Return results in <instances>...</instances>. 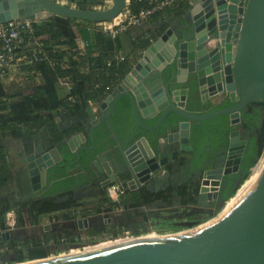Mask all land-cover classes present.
Instances as JSON below:
<instances>
[{
	"label": "water",
	"instance_id": "95a60500",
	"mask_svg": "<svg viewBox=\"0 0 264 264\" xmlns=\"http://www.w3.org/2000/svg\"><path fill=\"white\" fill-rule=\"evenodd\" d=\"M126 3L127 0H113L111 7L101 10L68 6L55 0H0V21H43L59 16L90 23L107 22L120 15ZM184 21L187 24L182 23L180 37H189L186 41L177 39L173 26H170L144 50L131 71L101 102L104 114L95 117L89 112L91 122L87 134L91 144L88 145L85 133L66 140L67 151L76 157L71 164L79 165L70 174L82 169V151L95 148V130L106 122L120 157L111 162L114 168L106 164V154L113 150L110 147L90 161L94 176L109 177L101 187L106 189L117 184L123 190L125 182L114 175L117 171L131 177L137 186L160 187L164 183L159 179L161 169L179 159V151H173L172 145L178 143L181 136L182 141H188L193 123L201 124L224 115L229 116L233 128L225 162L215 165L219 170H208V173L223 172L221 178L239 171L244 173L241 165L250 137L241 140L240 129L236 127L241 121H247L250 105L264 101V0H191ZM215 38L218 42L213 48L208 47ZM194 86L201 94L206 93L207 88L211 97L227 95L235 104L208 113H196L188 108ZM138 92L147 95L149 108H142ZM124 97L131 103L135 124L147 132L142 135L133 128L127 130L125 138L132 142L127 146L111 123ZM155 119L154 124L149 123ZM164 125L166 134L158 137L157 148H154L148 133ZM63 154L54 148L39 157L34 154L28 157L27 185L32 190L33 199L51 187L52 171L63 161ZM206 165H210L208 159ZM84 170L90 177V173ZM9 184L15 187V191H21L13 181ZM208 185L205 180L201 188L203 206L217 198L216 194H206ZM4 189L7 190L8 186L1 188ZM103 216L109 219L111 213ZM64 226L71 232L87 231L92 227L89 217L70 219ZM45 229V232L52 231L50 225ZM11 238L9 231L0 234V242ZM42 264H264V163L260 164L251 184L237 196L224 217L208 228L190 236L156 237Z\"/></svg>",
	"mask_w": 264,
	"mask_h": 264
},
{
	"label": "trees",
	"instance_id": "16d2710c",
	"mask_svg": "<svg viewBox=\"0 0 264 264\" xmlns=\"http://www.w3.org/2000/svg\"><path fill=\"white\" fill-rule=\"evenodd\" d=\"M94 2L95 0H76L79 7H87L89 3ZM142 5H144L143 2L132 0L131 8L137 11L138 7ZM189 6V0H182L179 9L172 11L170 14H175L176 17L186 16L185 13ZM171 15L169 19H162L160 14H155L152 18L153 24L147 30H144L143 27H133L129 32L132 31L134 35L137 33L134 50L144 51L162 36L171 26ZM122 16H124L123 13L117 18H121ZM85 23L90 22L59 16H54L38 23L37 35L40 42L47 47L49 57L53 61V66L36 63L32 67L26 68V70L33 71L32 76L39 77L42 84L23 92L13 94L6 93L2 84V79L0 78V105H6L10 108L8 117L0 114V136L6 131L16 132V126H25L27 130L33 134L32 132L48 124L52 119L53 111L58 108L76 111L80 117L76 127L70 130V132L63 134L60 140L69 133L88 129L91 122L89 114L90 102L103 101L113 87L127 75L130 71V65L127 64V61L122 64L113 63L110 66L106 64V60L112 56V51L115 48L121 47V37L117 40H111L105 37L104 34L97 33L95 35V41L96 48L99 50L98 57L93 56L92 49L89 46L85 54L81 53L77 40L81 36H86L87 33H89L84 26ZM70 55H77L79 60L74 63H69L66 59ZM84 68L86 69L83 70ZM55 79L72 83L73 87L67 96L50 103L48 95L55 93L57 90ZM197 92V87L194 86L190 94L189 105L194 103V94ZM70 97L73 99L72 101L69 99ZM120 103L115 116L111 119V123L119 138L124 141V146H127L132 143L125 138L127 130L133 128L134 131H141L142 135H147V132L135 124L129 99L124 97ZM231 105H234V103L228 98L219 105L213 106L210 102H207L205 104L207 108L189 109L195 112L200 109H207L208 112H211ZM255 105L258 107L249 108L246 115L247 122L256 128V132L252 136L248 149L245 152L242 162L244 173L238 175L240 180L256 166L264 152V101L256 103ZM156 121L157 119L151 120L149 123L154 124ZM231 129L230 119L227 115L219 116L201 124L196 122L193 123L191 159L184 160L185 164H189L188 171L193 174L200 171L204 167L208 157L207 144L209 143L211 155L213 156L224 143L228 142ZM165 134V125L157 131L148 133V139L154 148H157L158 137ZM208 134L210 135L209 139ZM95 136V148L82 151V166L87 171L90 170V161L93 160L99 152L105 151L110 147L114 149L115 142L111 138V131L106 122L95 130ZM90 144L89 141L88 145ZM65 148L64 146L63 149ZM116 154L120 157L119 151H116ZM75 159L76 157L70 152H65L63 161L57 164L52 171L51 187L40 194L37 200H32L27 203L20 202L17 208L15 204L4 200L3 203L0 204V228L6 229L5 214L14 208L17 210L18 226L29 227L39 224L42 216L47 213L63 210L67 211L78 206L84 207L73 194L76 188L89 182V177H87L84 169L70 174L72 170L79 167L78 164H71ZM5 164L6 158L0 141V187L4 185L6 180L5 177L9 174L5 168ZM190 183L194 190L192 194H189L187 185H184L180 189L179 195L183 198V204L191 203L194 196L199 192L200 179L191 178ZM237 188L238 183L234 181L232 176L228 177L223 183L221 191L222 201L219 205L227 202L230 198L234 199L240 193L242 187L239 189L236 196H234ZM140 196L141 195L131 200L125 199L121 202H111L109 199H106L100 205V212H110L119 208L130 209L142 203H146L141 200ZM152 200L153 198H150L149 202H152ZM84 209L82 216H89L93 211H99L97 209ZM73 218H75V214L71 212H66L58 216V219L62 220H70ZM145 227L146 224H142L141 222H130L121 224L120 226L113 225L106 228L90 229L87 234L92 238H96L103 233L118 236L128 231L131 235L137 236L140 235ZM64 239L72 241L75 239V234L73 232L63 233L59 231L46 232L39 237L27 238L25 240L11 238L6 241V244L10 249L15 250L17 254L16 260L18 262H23L26 256L32 260L45 258L48 256L46 246L51 243H59Z\"/></svg>",
	"mask_w": 264,
	"mask_h": 264
},
{
	"label": "crops",
	"instance_id": "0c3cea01",
	"mask_svg": "<svg viewBox=\"0 0 264 264\" xmlns=\"http://www.w3.org/2000/svg\"><path fill=\"white\" fill-rule=\"evenodd\" d=\"M60 3L65 4V0H60ZM190 6H191V2H190ZM190 6H189V8H190ZM189 8L187 9V11L185 13L186 15L189 12ZM122 17H124V16H122ZM184 17L185 16L176 17L175 14L171 15V26H173L175 31H177V29H179V27L181 25L180 23L182 22ZM117 19H119V18H117ZM84 26H85V24H84ZM143 29L147 30L148 27L143 28ZM124 35L121 37V39H123L122 40L123 42L125 41L124 39L126 37L129 38L130 36H134L132 34V32H128ZM85 39H93V45L89 46V47H91L93 53H95V54L99 53L98 48H96V41L94 39V36L91 35L90 33H87L86 36H81L80 38H78L77 43L79 45L80 50L83 51L85 49V46H84V40ZM133 51H134V53L140 52V51H135V50H133ZM133 51H132V54L127 55V58H126L127 64L130 65V71L134 67V65L137 63V61L143 56V51H141L142 53L140 52L139 55H134ZM78 60H79V57L77 55H70L66 59V61H68L69 63H74V62H77ZM32 75L33 74H31L30 72H28L25 69H20L17 66H13V67H10L6 71L5 76H0V78L2 79V84H3L5 92L8 94H13V93H18V92H23L26 90L33 89V88L38 87L42 84V81L39 77H36V76L33 77ZM55 83L57 84L56 92L48 95V99H49L50 103L58 101L61 98H64L65 96H67L70 93L71 88L73 87L72 83L62 82L59 79H55ZM114 89H112L110 91V93ZM205 94L211 96L209 94V90L207 88H206ZM137 96H138V100H139L143 109H145L144 107H148V108L150 107V101L147 100V95L144 92H138ZM220 96H221V94H218L214 98H217ZM101 102H96V101L90 102L89 112H92L95 117H100L104 114V111H102V109L100 108ZM9 113H10V108H8L6 105H0V114H3L4 116L8 117ZM79 120H80V117L76 111H72L70 109L58 108V109L53 111L52 119L48 122V124L44 125L43 127H40L36 131L32 132L33 134H31L25 126H21V127L16 126V128H17L16 132L6 131L3 134H1L0 141H1V145L4 149V155L6 158L5 168L9 172V174H8V176L5 177L6 180H5L4 185L0 187V204H2L4 200L10 201L12 198H14V197L16 198V196L18 195L17 189L15 191V187H13L12 185L9 184L10 181H13L16 184V188H18L19 190H22L23 188L28 187V185H27L28 184L27 183L28 167L27 166H28V157L31 154H34L37 157H39L42 153L48 152V151L51 152V150L54 148L55 149L58 148V149H60V151L65 153L68 150V146L65 143L66 140L70 139L71 137H73L75 134H78V133L87 134L88 129L79 130V131H75L73 133L67 134L65 137H63L60 140V138L62 137L63 134L70 132V130H72L76 127ZM179 133H180V131H179ZM87 137H88V142H89L90 140H89L88 134H87ZM181 138H182V136L180 137V140H181ZM178 144L180 147L181 142L174 143L172 145V149L178 148ZM64 146L66 147L65 149H63ZM116 151H119V148L116 145V143H114V149L112 151L109 150L108 153L106 154V159L104 162L111 167H112L111 162L114 160V157L117 156ZM181 152L183 154L182 157L183 156H185V157L189 156V154H187V153H189L188 151L185 150V151H181ZM119 153H120V151H119ZM172 164H174V163H172ZM172 164L169 165L168 167H164L163 169H161V171L159 172L160 178H165V177L170 176L171 181L172 180L177 181L180 178L179 177L180 176L179 166L178 167L174 166V169H172L173 168ZM6 185L8 186V189L7 190L4 189L2 191L1 188L6 186ZM80 189H81V191H83L84 189H92V188L81 187V188H78L76 192H78V190H80ZM102 189L103 188H101V187H99L98 189L93 188L92 191L97 197L96 199L93 200V203H94L93 205H95L96 201L101 200L102 193H104ZM104 191L106 192V190H104ZM107 191H109V189ZM76 198H78V196ZM112 198H113L112 201H114V202H121L125 199V197L120 198V196H116V197H112ZM19 203L20 202H17L15 204L16 208L19 206ZM82 204L86 205L87 201H85V203L82 202ZM78 207H74V208H71L69 210L74 211L72 213L75 214V211H77V209H75V208H78ZM94 207H92V208H94ZM81 208H82V212H84L85 209L83 207H81ZM69 210H67V211H69ZM59 213H66V211L63 210V211H58V212H53V213H47V214L43 215L42 218L44 219V222L46 220L45 218H47L45 216H48V220L52 219V221H55L56 218H58ZM54 215H56V216H54ZM75 217H77V216L75 215ZM81 217H83V216L78 215V218H81ZM62 221L66 222L67 220H62ZM58 222H60V221H58ZM33 226H35V225H33ZM44 226H46V225H44ZM17 227L19 228V230L22 228H26V227H19L18 225H17ZM29 227H31V226H29ZM50 232H53V231H50ZM1 233H3V231L0 232V234ZM39 236H37V237H39ZM30 237L36 238V236L35 237L29 236V238Z\"/></svg>",
	"mask_w": 264,
	"mask_h": 264
},
{
	"label": "rangeland",
	"instance_id": "374dc122",
	"mask_svg": "<svg viewBox=\"0 0 264 264\" xmlns=\"http://www.w3.org/2000/svg\"><path fill=\"white\" fill-rule=\"evenodd\" d=\"M55 1L60 2V0H55ZM112 4H113V0H95L94 3H89L87 7L90 9L95 8V9L103 10L111 7ZM65 5L79 7V5L76 3V0H65ZM132 34L134 35L133 32ZM136 34L134 36H130L129 38L126 37L124 39L125 40L124 42L122 41L123 39L120 38L121 47L126 51L127 55L132 54V51L134 50V44L137 38ZM140 52L134 53L133 51L134 55H139ZM213 102L216 101L214 100ZM251 171L243 179L239 181L236 193L239 191L241 187H242L241 188L242 191L246 181L251 175ZM92 190L93 188L84 189L83 191H81L83 192L81 198L80 197L77 198V200L80 203L82 202L85 203V201H87V204L84 205V208L99 210V211H93L91 215L86 216L90 218L92 228H97V227L105 228V227H111L113 225L120 226L124 222L131 220V222H141L142 224H146L145 229L142 230L140 235L137 236H133L130 234V232L127 231L119 234L118 236H113V235H109L108 233H103L102 235L96 238L90 237L87 234V231H81V232L72 231L75 234V239L72 241L68 239H64L59 243H51L50 245H47L46 251L48 252V256H46L45 258L79 254V253H83L85 250H86L85 252L87 253L93 251H100L123 243L125 244V243L137 242V241H145L162 236L179 235L188 232L189 230H192L194 228H197L203 224H206L210 222V220L212 221V219L214 220L215 218H217L230 200L229 199L227 202L218 205V207L213 211L204 209L201 210L200 212H194V210L189 207H181V205H179V203L175 201L174 204L171 206H166V204L165 205L163 204L160 206H149L147 208H141L136 210L135 209L131 210V208L130 209L119 208L110 211L109 213H111V217L109 219H106L104 218L103 214H101L100 212L101 209L98 208V206L93 205L94 204L93 200L96 199L97 197ZM107 194H109L108 191L107 193L106 192L102 193V197L106 196L108 198ZM14 209L16 210V208ZM75 209H77V211H75V215L77 217L73 219L78 218V215H83L82 208L80 206ZM66 212L72 213L74 211L69 210ZM61 214L63 213H59L58 216H60ZM7 215L8 213L5 214L6 229L0 228V232L9 231L13 235L12 238L15 239L25 240L27 235L32 237L33 236L37 237L45 233L46 231L45 228L47 225H50L52 227V231H59L63 233L71 232L68 228L64 226L65 221H62L61 219L58 218H56L55 221H52V219L48 220V216H45L47 217L45 218L46 223L44 222V219L41 218L39 224L33 227L32 226L26 227L19 230L17 225L10 226L7 224L6 221ZM94 245H96L95 248L92 247ZM16 256L17 254L15 250L10 249L6 244V241L0 242L1 264H19V263L32 261V259L26 256L23 262H18L16 260ZM45 258H40V259H45Z\"/></svg>",
	"mask_w": 264,
	"mask_h": 264
},
{
	"label": "flooded vegetation",
	"instance_id": "af4514ba",
	"mask_svg": "<svg viewBox=\"0 0 264 264\" xmlns=\"http://www.w3.org/2000/svg\"><path fill=\"white\" fill-rule=\"evenodd\" d=\"M182 23L187 24V22H185V21L181 22L180 23L181 25H180L179 29H177V31H175V33L178 36L177 39L183 40L182 42H184L189 37L188 38H181L180 37V28L182 27ZM217 42H218V40L216 38L213 39V42H211L208 47L213 48L214 45ZM194 99H195L194 103L191 104V105L188 104V108H207V107H205V104L207 102H210V104H212L213 106L214 105H219V104L225 102L228 99V96L221 94L220 97L214 98V97H211V96H209V95H207L205 93L201 94V93L197 92V93L194 94ZM197 100H199V101H197ZM214 100L216 102H213ZM119 104H121V103H119ZM201 104H203V105H201ZM254 107L256 108L258 106L254 104V105H250L249 108H254ZM196 113H208V111H207V109H200L199 111H196ZM236 128L240 129L241 140H246L248 137H250V141H251L252 136L256 132V128L252 124L247 122V121L246 122L241 121V123ZM192 129H193V124H192V128H191L190 136L187 138L188 141L184 142V141H182V138H181V140L178 141V143L181 142L182 145L180 144V147H179V144H178V148L173 149V151L174 150H178L179 151V159L176 160V161L170 162L169 165L174 163V164H172V166H173L172 169H174V166L175 167L179 166V168H180V176L179 177L180 178L177 181H175V180L171 181V177L170 176L169 177H165V178H160V176H159V179L164 181L163 185L160 186V187L152 186V187H150V189H147V187H145V186H137L134 183H132V178L129 177V176L122 175V174L120 175V174H118V171L114 173L115 176H119L121 178V180L123 182H125L123 184L124 189L123 190L119 189L120 198L125 197V199H130L131 200L133 198H138L139 195H141L140 196L141 200L146 202V203H142L141 205H138V206H135V207L131 208V210L132 209L136 210V209H141V208H147L149 206H160V205H163V204L164 205L166 204V206H171V205L174 204V201H175V202L179 203V205H181V207H189V208L193 209L194 212H200L201 210H204V209L205 210L208 209L209 211H213L214 209H216L218 207V205L222 201L221 200V191H222V188H223V183L227 180V178L232 176L234 181L236 183H239L240 178H239L238 175L243 174L240 171L237 172L234 175H229L227 178H224V177L221 178L220 177V176H223V174H222L223 172H220V173L216 172V174L213 173L212 175L208 173L209 172L208 170H219V168H215V165H217L218 163L220 164L221 162L222 163L225 162L224 161V157H225V152L227 150L228 142L224 143L213 156L211 155V148H210V145H209V149H207V152H208L207 153V156H208L207 159H208L210 165H206V161H205L204 167L200 171L196 172L195 174H193L192 172L188 171V165L189 164H185L184 160L191 159V153H192V144H191ZM208 137L210 138L209 134H208ZM185 150L189 152V153H187V154H189V156H187V157L183 156L182 157L183 154H182L181 151H185ZM115 157H119V155L115 156ZM111 168H114V167H111ZM82 169H85V168L82 166ZM241 170H244L242 168V165H241ZM88 173H90L89 182L83 184L82 186H80L78 188L84 187V188H97L98 189L99 187H101V183L102 182L107 181L109 179V177H107L106 179L97 178L92 173L91 168L88 171ZM191 178L192 179H194V178L195 179L196 178L200 179L199 192L194 196V199H193V201L191 203L183 204V198L179 195V192H180V189L184 185H187V187L189 189L188 190L189 194H192L194 192L193 186L190 183ZM205 180H207L209 182V185H208L209 191L206 192V194L207 195L216 194L217 198L215 200H211L208 205L203 206L202 205V199H201V194H202L201 188L204 186V181ZM134 185H135V188L132 189ZM78 188H76L74 190V194L73 195H74L75 198L78 195H80L78 197L82 196L81 189L78 190V192H76ZM101 188H103V187H101ZM102 190H103L104 193H105L104 190H106V193H107L108 188H106V189L103 188ZM31 193H32V190L29 189L28 187L27 188L25 187L20 192H18V195L16 196V198L15 197L12 198L9 202H11L12 204H16L17 202L27 203V202H30L32 200H37L39 198L40 194H42L43 192H41L37 196V198H35V199L32 198ZM107 195H108V198L110 199V201L114 202V201H112L113 199L110 197V195L109 194H107ZM27 197H28V199H27ZM108 198L106 196L102 197L100 201L98 200V201L95 202V205L96 206L98 205V208H101L100 205ZM150 198H153L152 202H149ZM83 205H85V204H83ZM104 213H109V212H105V211L101 212V214H104ZM84 217H86V216H84ZM130 222H131V220L126 221L124 223H130ZM17 225H18V223H17ZM97 228H100V227H97ZM90 229H95V228L91 227ZM47 232H50V231H47ZM87 232H88V230H87ZM27 238H29L28 235H27L26 239Z\"/></svg>",
	"mask_w": 264,
	"mask_h": 264
},
{
	"label": "built area",
	"instance_id": "2783aa9c",
	"mask_svg": "<svg viewBox=\"0 0 264 264\" xmlns=\"http://www.w3.org/2000/svg\"><path fill=\"white\" fill-rule=\"evenodd\" d=\"M137 1L143 2L144 5L139 6L137 11H134L131 8L132 0H127L126 8L122 12L124 18L119 23H114L112 20L107 22L85 23L87 32L93 35L94 39L97 33H102L108 39L117 40L129 32L133 27L150 28L153 24L152 18L155 14H160L162 19H169L170 13L179 9L180 3L182 2V0ZM189 1L191 2V0ZM39 22L41 21L37 19H21L7 22L0 21V76H5L6 71L13 66L25 70L36 63L53 66V61L49 57L47 47L40 42L37 35V25ZM211 42H213V40ZM92 45L93 39H85V49L81 51V53L85 54L87 47ZM98 55L99 53H93L94 57H98ZM111 55L112 56L106 60L107 66L113 63L122 64L127 58L126 51L122 47L115 48ZM27 71L33 74V71ZM116 86H114L113 89ZM69 99L71 101L73 100L71 97ZM257 165L258 163L252 169L251 173ZM108 189L111 198L119 196V186L117 184H113ZM7 213V224L10 226L17 225V211L12 209ZM92 247L95 248L96 245Z\"/></svg>",
	"mask_w": 264,
	"mask_h": 264
},
{
	"label": "bare ground",
	"instance_id": "6f19581e",
	"mask_svg": "<svg viewBox=\"0 0 264 264\" xmlns=\"http://www.w3.org/2000/svg\"><path fill=\"white\" fill-rule=\"evenodd\" d=\"M123 18L124 17L119 18V19L116 18V19H114L112 21L114 23H119ZM261 163H264V154L262 155L261 159L258 162L257 167L253 170V172L251 173L250 177L246 181V183H245L242 191L239 194H241L251 184V182H252L255 174L257 173V171H258ZM237 196L233 200L232 199L229 200L228 204L225 206V208L222 210V212L218 215V217L215 218L214 220L212 219V221L210 220V222H208L206 224H203V225H201V226H199L197 228H194L192 230H189L188 232H185V233H182V234H179V235H175V236H190V235H192L194 233H197V232H199V231H201V230H203L205 228H208L212 224L216 223L217 221H219L220 219H222L224 217L225 212L234 204ZM137 242H140V241H137ZM133 243H136V242L125 243V244L123 243V244H119V245H116V246L109 247V248L104 249V250H109V249H112V248L126 246V245L133 244ZM100 251H103V250H100ZM88 253H90V252H88ZM82 254H87V252H83V253H79V254H72V255H67V256H57V257H53V258L37 259V260H32V261H29V262L19 263V264H42V263L53 262V261L61 260L63 258H69V257H73V256H77V255H82Z\"/></svg>",
	"mask_w": 264,
	"mask_h": 264
}]
</instances>
